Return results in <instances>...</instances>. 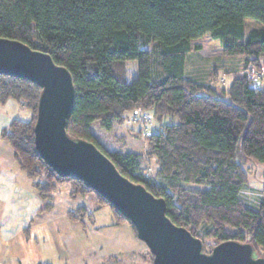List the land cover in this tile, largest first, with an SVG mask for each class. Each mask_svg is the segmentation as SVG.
<instances>
[{"label":"trees","instance_id":"1","mask_svg":"<svg viewBox=\"0 0 264 264\" xmlns=\"http://www.w3.org/2000/svg\"><path fill=\"white\" fill-rule=\"evenodd\" d=\"M245 18L262 27L245 35ZM204 35L218 41L224 56L242 58L243 68L264 66V0H0V37L48 53L70 72L69 137L93 143L121 175L163 198L166 216L201 239L205 252L234 240L264 256V186L261 207L249 209L240 198L247 175L238 161L264 164V75L254 82L237 74L220 90L187 78V58L201 48L192 40ZM40 91L28 80L0 75V104L13 99L30 111L28 120L11 119L0 139L43 201L41 210L51 209L57 186L70 182V197L94 194L100 207L110 208V221L135 232L102 196L60 177L38 154L33 126ZM134 111L150 112L159 125L144 134V152L107 150L92 124L110 131ZM149 160L154 176L142 173ZM66 216L82 230L86 220L95 225L85 206Z\"/></svg>","mask_w":264,"mask_h":264},{"label":"water","instance_id":"2","mask_svg":"<svg viewBox=\"0 0 264 264\" xmlns=\"http://www.w3.org/2000/svg\"><path fill=\"white\" fill-rule=\"evenodd\" d=\"M0 75L28 80L40 88L33 126L34 146L60 177H73L102 196L135 229L152 264H264L249 242L226 240L207 253L201 239L166 216L165 200L121 175L93 143L66 133L75 89L67 68L43 51L0 37Z\"/></svg>","mask_w":264,"mask_h":264},{"label":"rangeland","instance_id":"3","mask_svg":"<svg viewBox=\"0 0 264 264\" xmlns=\"http://www.w3.org/2000/svg\"><path fill=\"white\" fill-rule=\"evenodd\" d=\"M262 24L260 21L245 18L244 20V31L245 35L254 28H260ZM193 44L199 45L201 48L198 51H193L187 58L185 66V74L187 78L197 82L203 86H214L216 89L227 88L231 82L233 76L246 73L251 80L260 79L264 75V67L260 66L257 68L254 64L250 63L249 66L243 68L242 58H230L223 55L220 44L218 41L210 39L208 35H204L201 38L192 40ZM152 44L147 45L146 49H151ZM253 80V81H254ZM227 100V98H225ZM149 114L150 112L143 111L138 112L135 116L132 112L129 113V118L123 125L114 126L112 130L106 131L101 129L98 122L92 124V131L94 132L97 140L107 149V150H121L130 152L143 153L146 144L144 141V134L150 131L156 130L159 125L153 117L151 116L150 122L141 119L142 115ZM18 118L23 120H28L30 118V111L23 107L22 105L16 103L13 99H8L5 103L0 104V128L4 127L11 119ZM174 122L177 119L173 117ZM247 175V182L244 184L240 191V198L243 203L251 210H258L263 203V193L262 189L264 186V164L251 159V158H239L238 160ZM155 165L152 160H149L142 168V173L144 176L150 175L154 176ZM25 176V172H24ZM25 182L29 180L25 176ZM19 196L24 198V205L29 207L35 206L36 200L38 199L35 191L32 195L29 191L34 190L30 184L28 188L18 187ZM72 184L63 183L57 186V190L53 193V202L55 206V211L61 214V211L75 210L80 206H85L87 210L92 214L94 218V224L99 226L95 232H92V227L87 220L86 230L95 233V240L97 244V249H101V254L104 257L95 259L85 254H80L76 250V244L69 239H72V232L67 230V255L61 256L53 251L52 246H50V240L45 232L41 229L39 233V239L44 238L45 243L41 238V247L38 259L42 261H48L51 264H150L149 257L147 255L148 249L143 242L137 239L135 232L127 223L116 224L110 221L111 210L108 206L99 205V200L94 197V194H90L84 197H70V192L73 190ZM9 188H3L1 192L2 195L10 193ZM13 200H16L15 195ZM34 200V201H33ZM19 206V202H18ZM29 210H25L24 217L28 215ZM43 213L42 218L48 217L45 212L48 210H41ZM94 225V226H95ZM71 225L67 222V227ZM71 232V233H70ZM72 246V248H68ZM214 246V243L211 244ZM99 251V252H100ZM99 255V252L96 251ZM264 254V253H263ZM36 256V257H37ZM105 256L108 257L105 260ZM104 260L106 262H104ZM28 262H22L21 264H26Z\"/></svg>","mask_w":264,"mask_h":264},{"label":"crops","instance_id":"4","mask_svg":"<svg viewBox=\"0 0 264 264\" xmlns=\"http://www.w3.org/2000/svg\"><path fill=\"white\" fill-rule=\"evenodd\" d=\"M132 114L135 116L138 112L134 111ZM24 172L15 162L10 146L0 139V264H21L25 261L28 262L26 264L48 263V261L38 259L36 255H39L40 252L41 238L43 244L45 243L43 237L39 239L41 229L45 230L50 240V246L60 257L67 255V230L69 229L68 231L72 232V239H69V242H75L78 253L91 258L93 256L95 259L103 258L101 249L96 248L95 233L91 234L88 230H82L78 224L70 222L66 216L67 210L61 211L57 218L53 197L51 209L45 212V215H49L48 217H41L43 214L41 208L44 203L38 196L35 206L29 208L24 205V198L18 197V191H20L18 187L20 189L24 186L28 188L30 184L26 173L25 176L29 180V184L25 182ZM3 188H9L12 191L2 195L1 190ZM29 191L35 195L34 190L29 188ZM14 195L16 200H13ZM25 210H29L26 217H24ZM67 222L71 225L70 227H67ZM98 227L93 225L92 232L99 229ZM26 228H28V235L25 232ZM68 248H72V246H68ZM96 251H100L99 255ZM97 256L99 257L97 258Z\"/></svg>","mask_w":264,"mask_h":264},{"label":"built area","instance_id":"5","mask_svg":"<svg viewBox=\"0 0 264 264\" xmlns=\"http://www.w3.org/2000/svg\"><path fill=\"white\" fill-rule=\"evenodd\" d=\"M252 78H253V80H254V77L253 76H251ZM258 79H255L254 80V82H256ZM141 119H144V120H146L147 122H150V120H151V116L149 115V114H146V115H142L141 116Z\"/></svg>","mask_w":264,"mask_h":264}]
</instances>
